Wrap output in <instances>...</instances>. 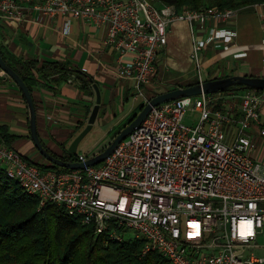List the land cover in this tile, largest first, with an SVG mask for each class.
<instances>
[{"label": "built area", "instance_id": "2783aa9c", "mask_svg": "<svg viewBox=\"0 0 264 264\" xmlns=\"http://www.w3.org/2000/svg\"><path fill=\"white\" fill-rule=\"evenodd\" d=\"M32 11L102 28V45L111 48L119 77L134 81L135 99L146 97L144 90L165 66L179 20L189 25L199 82L205 81L201 59L207 48L223 45L244 55L237 53L234 31L218 25L205 37L195 28L198 20L231 19L238 13L232 8L179 10L154 0H0V19L17 21ZM263 104L264 90L162 103L103 162L78 169L41 166L0 133V163L39 197L40 207L64 206L103 243L137 238L145 242L143 254L156 251L173 264H264V256L247 255L264 235V161L256 160L258 142L250 133ZM259 133L264 137V126ZM87 158L81 153L76 161ZM129 232L133 237L126 238Z\"/></svg>", "mask_w": 264, "mask_h": 264}, {"label": "crops", "instance_id": "0c3cea01", "mask_svg": "<svg viewBox=\"0 0 264 264\" xmlns=\"http://www.w3.org/2000/svg\"><path fill=\"white\" fill-rule=\"evenodd\" d=\"M67 24H69L68 32L65 31ZM218 25L235 32L233 42L240 47L237 53L244 55L236 56V52L226 51L223 45L207 48L204 52L209 62L215 64V68L211 71L217 74L208 77L209 69L206 74L202 73L203 80L235 74L264 76V3L238 10L236 16L221 24H218L214 18L195 21V28L205 37L212 27ZM173 28L175 30L172 29L168 45V49H172L171 55L175 59H180L176 54L182 55L180 50L184 48L183 54H187L191 59L192 38L188 23L179 20L175 22ZM103 36L102 28L94 26L89 21L69 18L63 14L48 16L39 11H32L21 20L0 19V46H3V49L27 60L64 62L94 76L100 88H103L102 104L96 121H111L109 130L114 132L113 140L140 103L126 111L125 102L134 95V81L119 77L117 68L111 63L113 57L111 48H104L102 45ZM181 37H187L188 42L182 44L183 48L179 50L181 43L178 40ZM168 49L165 55L167 65L169 64ZM245 60L248 61L247 70L238 65L243 64ZM173 64L178 65L177 62ZM197 81L199 78L191 83ZM40 82L32 92L38 132L43 143L52 152L62 155L64 149L68 150L70 145L67 140L72 141L86 126L96 97L95 94L86 93L73 75L62 81L57 74L46 81L40 79ZM191 83L186 85L179 83V85L182 87ZM111 104L114 107L109 109ZM258 112L259 118L252 122L250 133L258 142L255 158L264 161V137L259 133L260 128L264 126V104L258 108ZM0 127L9 133L10 142L4 136L2 138L15 149L21 142L27 152L34 154L37 150L30 136L29 112L25 97L10 77L0 80ZM0 133L2 135L1 131ZM106 144L107 142L103 147ZM23 154L26 155L25 152ZM28 157L32 158L33 155Z\"/></svg>", "mask_w": 264, "mask_h": 264}, {"label": "trees", "instance_id": "16d2710c", "mask_svg": "<svg viewBox=\"0 0 264 264\" xmlns=\"http://www.w3.org/2000/svg\"><path fill=\"white\" fill-rule=\"evenodd\" d=\"M154 2L160 5H174L179 10L184 7L194 10L207 7L241 10L251 5L262 4L264 0H154ZM0 55L22 77L32 92L34 87L41 83L40 79L46 81L57 74L62 81L73 75L80 82L82 89L92 95L95 94L93 85L97 83L99 86L94 76L64 62L54 60L39 62L35 59L19 58L3 49V46H0ZM179 86H173L171 89ZM241 90L234 87L223 92ZM145 103L142 101L138 105L117 133L137 116ZM0 131L10 142L6 129L2 130L0 127ZM46 148L51 154L63 160L78 159L77 154H72L67 149H64L62 155H57L47 146ZM27 158L44 167L62 168L49 161L40 163L31 157ZM39 205V197L27 193L16 180L7 175L5 167L0 163V264H173L159 252L143 254L145 245L143 240L129 238L119 242L103 243L101 239L95 238L91 226L83 224L80 216L69 215L64 206L53 202H47L42 207Z\"/></svg>", "mask_w": 264, "mask_h": 264}, {"label": "water", "instance_id": "95a60500", "mask_svg": "<svg viewBox=\"0 0 264 264\" xmlns=\"http://www.w3.org/2000/svg\"><path fill=\"white\" fill-rule=\"evenodd\" d=\"M7 77H10L21 89L29 112V131L30 136L34 142V145L38 152L53 165L64 167L67 169H78L85 166H93L103 162L122 142L127 138L141 123L146 119L153 107H156L162 103L169 102L175 99H179L187 96H196L202 93H216L223 92L234 87H239L242 90H264V76H251V75H242L235 74L225 77H218L214 79L205 80L203 82H198L196 84L177 87L175 89L168 90L163 93H159L153 96L148 102L145 103L143 109L137 114V116L127 124L114 138L113 140L104 147L98 153L93 154L87 158L84 162L82 161H66L61 158H58L51 154L46 146L44 145L37 126V115L36 107L34 103V98L32 91L22 77L12 69L3 57L0 55V80H5ZM95 90L96 101L92 108V111L89 115L86 126L75 136L68 147V151L72 154H77V148L81 140L88 134V132L93 128L100 107L102 104V94L100 87L97 83L93 85Z\"/></svg>", "mask_w": 264, "mask_h": 264}, {"label": "rangeland", "instance_id": "374dc122", "mask_svg": "<svg viewBox=\"0 0 264 264\" xmlns=\"http://www.w3.org/2000/svg\"><path fill=\"white\" fill-rule=\"evenodd\" d=\"M157 6H160L158 2H154ZM175 30V28H173ZM171 36V35H170ZM187 37L180 38L178 40L181 44L179 46V50L183 48L182 44H187L188 41H186ZM182 45V46H181ZM168 55L167 57L169 58V64L162 66V71L159 73V75L153 80V84H150L147 88L146 91L144 90V93L146 95L145 98L139 96L138 99H135L134 97L128 101L125 102V109L126 111L132 108L133 106H137L140 101L146 102V99L150 100L153 95L163 93L171 89L173 86L179 85H186L188 83H191L195 81L196 79L199 78V72L198 69L196 68V64L193 60V58H189L187 54H183V50H180V53L182 55H177L179 56L180 59L174 58L173 55H171L172 49H168ZM167 54V51L165 52V55ZM202 64H201V70L203 74H206L208 72V77H210L212 74H217L214 71H211L213 68H215V64L213 65L212 62H209V58L207 57L206 52H204V56L201 59ZM173 62H177L178 65H174ZM180 62V63H179ZM248 61L245 60L243 64H238L239 67H243L244 69H248ZM200 81V80H199ZM156 82V83H154ZM103 89V88H102ZM101 89V90H102ZM104 92V90H103ZM140 100V101H139ZM113 108L114 105L111 104L109 106V109ZM185 122L188 124H191V121L186 118ZM111 121L109 122H101L100 120L96 121L93 128L86 134V136L81 140L79 143V146L77 148V155L78 154H86L87 156H92L94 153L97 151L100 152L101 150L104 149L111 141H112V136L114 135V132L109 130L111 126ZM69 144L72 141L67 140ZM107 142V144L103 147V145ZM103 147V148H102ZM102 148V149H101ZM17 149L20 150L22 153L25 152L27 156L33 155V159L36 160L37 162L40 163H46L48 162L45 158L42 157V155L35 150L34 154L27 152L23 148V143L19 142L17 145ZM97 152V153H98ZM4 167V165H3ZM133 237V233L129 232L126 234V238ZM258 247L256 248H250L247 250V255L254 253L256 256H264V235H261L257 238L256 241Z\"/></svg>", "mask_w": 264, "mask_h": 264}]
</instances>
